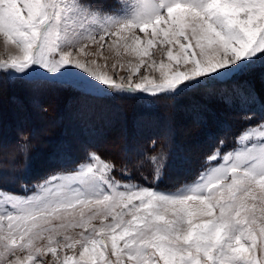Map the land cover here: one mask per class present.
Segmentation results:
<instances>
[{"label":"snow or ice","instance_id":"obj_1","mask_svg":"<svg viewBox=\"0 0 264 264\" xmlns=\"http://www.w3.org/2000/svg\"><path fill=\"white\" fill-rule=\"evenodd\" d=\"M0 45V83L177 95L264 67V0H0ZM244 119L240 146L174 191L95 152L30 195L0 188V264H264V116Z\"/></svg>","mask_w":264,"mask_h":264},{"label":"trees","instance_id":"obj_2","mask_svg":"<svg viewBox=\"0 0 264 264\" xmlns=\"http://www.w3.org/2000/svg\"><path fill=\"white\" fill-rule=\"evenodd\" d=\"M257 69L233 84L212 82L201 87V93H193L194 89L187 91L188 94L162 96L157 99L158 106L150 105L146 109L134 96L125 97L119 107L108 106L104 101L95 107L97 101L88 99L86 95L83 97L68 92L69 86L62 87L65 93L68 92L66 97L70 96L67 103L70 110L60 115L63 120L56 126H45L49 120L44 119L42 130H39L41 124L34 121L28 109L19 115L21 123L18 127L11 109L5 110V113L1 110L0 176L3 179L0 180V188L19 191L22 185L33 186L53 172L73 169L89 151L98 152L117 163L127 162L131 178L136 182L162 188H174L188 182L205 168L206 157L222 146L220 141L226 143L225 147H221L223 150L236 143L242 130L249 126L245 116L254 115L257 120L264 116V67L257 66ZM54 86L49 89V97L55 100L59 97V89L56 88L60 86ZM53 89L56 92H52ZM206 89L210 93L206 94ZM66 97H62L63 101ZM12 100L22 102L16 95L12 96ZM216 102L224 106L223 110L217 109ZM22 105L23 102L20 107ZM202 105L204 108H201ZM230 108L239 112H236L233 121L227 117L223 119L224 112L230 111ZM169 114H173L174 122L168 126L171 135L166 136L161 131L167 125L165 121H168ZM181 118L188 123L186 134L177 128ZM218 119H223L222 125L216 123ZM255 122L252 121V124ZM70 123L82 131L84 140L89 144L76 145L69 139L72 130L68 131L67 126ZM114 124L122 126L125 137L116 140L115 130L111 127ZM134 130L137 131L136 138H133ZM196 141L203 146L192 150ZM151 156L158 158V172L157 165L148 159ZM43 162H47V167Z\"/></svg>","mask_w":264,"mask_h":264},{"label":"rangeland","instance_id":"obj_3","mask_svg":"<svg viewBox=\"0 0 264 264\" xmlns=\"http://www.w3.org/2000/svg\"><path fill=\"white\" fill-rule=\"evenodd\" d=\"M152 51L155 53L153 58L156 59L157 63H158L159 59H160L159 52L156 49H153ZM173 51H174V54H175L178 51V46H177V48H174ZM4 55H5V53H4L3 47H2V45H0V57H2ZM105 55L107 56V55H110V54L107 51H105ZM128 60H131L133 63H138V59L136 57H134V56H126L121 62L125 63V66L127 67V61ZM165 61L167 62V58L166 57H165ZM256 70L258 71L257 68H256ZM121 74H124V73L121 72ZM141 74H145V70H144L143 67L141 68ZM146 74H148L150 76H154V77H158L159 76V72L158 71H153V70H149ZM2 75L3 74H0V76H2ZM244 75H249V72L240 73V74L233 75V76H222V77H219L217 79L204 81L198 88H195L196 90L189 89L187 91L194 90V91H192L193 93L194 92H196V93L200 92L201 93V91H202L201 87H203L204 85L206 87V85L211 84L212 82L227 83V84L231 83V84H233L236 81L242 80ZM66 79H68V78H66ZM27 81H31L32 83L27 82ZM50 84H52V85H50ZM54 85H58V86L61 87V88L60 87L56 88V90L59 89V91H58L59 92V97H58V99H55V100L52 99L51 97H49V94H50L49 89H51V87H55ZM67 86H69V85L68 84H61V83L43 82L42 79L39 78V77H27L24 80H17L14 77L4 76V78L2 80V83H0V111L2 110L5 113L6 112L5 110L11 109L12 112H10V113H12V117L15 118L14 121L16 122L15 124L18 127L19 123H21L19 115L26 113V110L28 109L29 113L32 116H34V121L38 122L39 124H41V127H39V130H42V127H43L42 123L44 122V119L45 120H49L48 123L45 124V126L46 125H48L49 127H53V125L56 126L57 123H59V121L63 120L62 117H60V115H63L65 112H68V110H70V108L67 105L70 96L68 98L66 97V94H68L69 91H71L72 93H75L76 95H82L83 97H85V95H86L88 99L91 98V100H94L95 102L97 101L96 103H94L95 107H96V104H100L101 103L100 101H102V102L104 101L105 104H107L108 106H110L112 104V106L119 107V106L123 105L125 97L134 96V97H137V98H139L141 100V102L144 104L143 105V109H146L145 108L146 106H150V105H151V107L152 106H158L157 99L160 98V97L162 98V96H174V95L152 96V95L144 94V93L129 94V95H116V94H109V93H104V92L97 93V92L91 91L90 89H88V88H86L84 86H79L78 87V86H75V85L69 86L68 92L65 93L64 92L65 89H62V87H67ZM211 90H212V88L210 87V91ZM187 91L186 92H182V93L188 94ZM210 91H207V89H206L205 93L206 94L210 93ZM52 92H56L55 89H53ZM216 93H218V92H216ZM60 94H61V97H60ZM13 95L14 96L15 95L18 96L19 100H21L24 105H22L20 107L22 102L21 103L20 102L19 103H15L14 100H12V96ZM63 96L66 97L65 101H63V98H62ZM214 104H215V106L217 107V109L219 111L223 110L224 106L222 107L220 105V103L216 102ZM151 107H150V109L152 110ZM201 108H204L203 105H202ZM24 109H26V110L24 111ZM184 112H186V111H184ZM205 112H207V110H205ZM236 112L239 113L238 111L233 110V109L230 108V111L224 112L223 119H225L227 117V118L232 119V121H233V119L236 118L235 117V114L237 115ZM51 114H52V118H51ZM66 114H67L66 118H68L69 117L68 113H66ZM167 117H168V121H165V123L167 125H165V129L163 131H161V133L165 134L166 136H170L171 132L168 129L169 128L168 126L170 125V123L173 124L174 117H173V114H169ZM223 119H221V121H220V119L215 120V121L219 125L220 124L222 125V123H223L222 120ZM178 121L179 122L177 123V126H178L177 128L182 130L183 134H186L187 133L186 132V128L188 126V123L183 118H181ZM162 123L164 124V122H162ZM67 127H68L67 128L68 131L72 130V132L70 131V133H69V139L72 140L76 145L85 146V144L88 143V142H86L84 140V137H83L84 135H83L82 131H79L77 129V126H75V124L70 123V126H67ZM111 127L114 128V130H115L114 133H115L116 140H118L119 138L125 137L124 133H123L122 126L114 124ZM160 127H162V126H160ZM135 129H137V128H135ZM135 133H137L136 130H134V132H133V134L135 136L133 138H136ZM184 137L185 136L183 135V138ZM238 137L236 139V143L231 148L223 150L222 148L226 146V143L224 142V144H222V146H221L222 148L220 147L221 155H223L224 153H226L228 151H233L234 149H237L240 146V142L238 140ZM24 138H26V136H24ZM186 141L189 142L188 140H186ZM201 146H203V144H201L198 141H196V143H193V147L191 149L194 150L195 148H200ZM89 152H93V151H89ZM124 152H126V151H123V153ZM197 155H199V154H197ZM4 156H3V158H4ZM105 159H107V158H105ZM42 164L47 167V162H43ZM211 166H213V165L208 164L207 161H206L205 168L206 167H211ZM73 169H70V170H73ZM204 169H202L200 172H202ZM70 170H61V171H70ZM57 172H60V171H57ZM57 172H53V173L49 174L48 176H50L52 174H55ZM199 173L196 175V177L199 175ZM48 176H46L45 178H47ZM196 177L193 178L192 180H190L188 182H185V183H183V184H181L179 186H176L174 188H162V187L156 186V185L140 183V182H136L134 180H132V181L135 182V183H139V184H141L143 186H146V187H154V188H156L157 190H160V191L170 192V191L176 190L177 188L181 187L182 185H184L186 183H191L193 180L196 179ZM45 178H43L42 180H44ZM118 178H119V176H118ZM42 180L36 182L33 186L22 185L20 187L19 191L8 190V189H3V190L6 191V192L18 194V195H30L35 190L36 185L39 182H41ZM49 258H51V257H49Z\"/></svg>","mask_w":264,"mask_h":264},{"label":"bare ground","instance_id":"obj_4","mask_svg":"<svg viewBox=\"0 0 264 264\" xmlns=\"http://www.w3.org/2000/svg\"><path fill=\"white\" fill-rule=\"evenodd\" d=\"M178 133V132H177ZM179 134V133H178ZM181 134V133H180ZM179 136H181V135H179Z\"/></svg>","mask_w":264,"mask_h":264}]
</instances>
